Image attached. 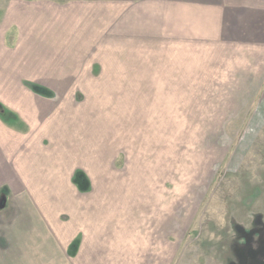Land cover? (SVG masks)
I'll return each instance as SVG.
<instances>
[{"label": "crops", "instance_id": "1", "mask_svg": "<svg viewBox=\"0 0 264 264\" xmlns=\"http://www.w3.org/2000/svg\"><path fill=\"white\" fill-rule=\"evenodd\" d=\"M111 83L142 100L161 85L173 113L175 100L183 114L264 100V0H0V264L128 259L124 237L92 230L90 191L72 182L92 189L125 166L109 129L91 137L111 110L93 87Z\"/></svg>", "mask_w": 264, "mask_h": 264}, {"label": "rangeland", "instance_id": "2", "mask_svg": "<svg viewBox=\"0 0 264 264\" xmlns=\"http://www.w3.org/2000/svg\"><path fill=\"white\" fill-rule=\"evenodd\" d=\"M135 86L93 87L101 107L111 110L109 128L104 116H93L91 137L102 145L108 134L112 161L116 157L118 165L123 158L125 166L120 173L112 163L108 175H95L92 189L87 175H72L75 186L90 191L80 201L96 206L92 230L125 238L124 264H230L234 242L254 220L264 219V100L223 101L231 108L220 101L218 108L189 106L186 114L175 100L173 113L158 85H144L155 91L143 100ZM122 107L127 114L120 116ZM118 148L125 159L113 153ZM259 248L264 255V245ZM247 250L240 263L255 264L247 258L255 251Z\"/></svg>", "mask_w": 264, "mask_h": 264}, {"label": "flooded vegetation", "instance_id": "3", "mask_svg": "<svg viewBox=\"0 0 264 264\" xmlns=\"http://www.w3.org/2000/svg\"><path fill=\"white\" fill-rule=\"evenodd\" d=\"M246 235L242 237V239L238 238L236 240L234 249L236 259L231 260L230 264H242L240 263L239 256L240 252L243 253L244 255H248V247H251L255 252L252 254V257L255 256V258H252L251 256H247L248 260L251 261L254 260L255 264H264V255L260 253L261 248L259 246L264 245V219L260 220H254L253 225L248 228V230H244ZM260 242V245L258 243ZM245 243L248 245L245 246ZM244 245V246H242ZM242 246V247H240ZM245 247V248H244ZM254 255V256H253Z\"/></svg>", "mask_w": 264, "mask_h": 264}, {"label": "trees", "instance_id": "4", "mask_svg": "<svg viewBox=\"0 0 264 264\" xmlns=\"http://www.w3.org/2000/svg\"><path fill=\"white\" fill-rule=\"evenodd\" d=\"M76 181V180H75Z\"/></svg>", "mask_w": 264, "mask_h": 264}]
</instances>
